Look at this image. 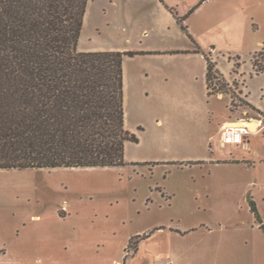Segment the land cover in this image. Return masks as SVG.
Wrapping results in <instances>:
<instances>
[{
    "label": "rangeland",
    "instance_id": "1",
    "mask_svg": "<svg viewBox=\"0 0 264 264\" xmlns=\"http://www.w3.org/2000/svg\"><path fill=\"white\" fill-rule=\"evenodd\" d=\"M115 1L88 2L78 50L135 52L122 67L126 128L139 141L126 143L123 166L0 170V264H136L155 234L164 251L138 264H264L250 207L264 223V73L252 67L264 0H187L200 4L196 37L163 38L132 30L146 12ZM206 56L232 72L211 96ZM238 120L257 128L224 143L221 125Z\"/></svg>",
    "mask_w": 264,
    "mask_h": 264
},
{
    "label": "trees",
    "instance_id": "2",
    "mask_svg": "<svg viewBox=\"0 0 264 264\" xmlns=\"http://www.w3.org/2000/svg\"><path fill=\"white\" fill-rule=\"evenodd\" d=\"M88 2L0 0V170L127 164L126 143L139 137L126 128L122 65L135 52L78 50ZM252 67L264 73V47ZM215 79L207 57L209 96Z\"/></svg>",
    "mask_w": 264,
    "mask_h": 264
},
{
    "label": "crops",
    "instance_id": "3",
    "mask_svg": "<svg viewBox=\"0 0 264 264\" xmlns=\"http://www.w3.org/2000/svg\"><path fill=\"white\" fill-rule=\"evenodd\" d=\"M131 1H132V5L135 7L134 11H135L136 16L137 15H139V16L144 15V12L140 11L142 9H144V11L146 12V14L144 16L145 17L144 20L137 19L136 21H132L133 22L132 25L134 27L132 30L137 31L136 29L142 28L143 31H140V32L145 33V34L146 33L153 34L156 38H160V37L163 38L164 35H166L169 32L175 33L176 31H179V33H181V32H183L184 29L181 27V24L177 21V16H178V17H186V19L183 20V24L186 26V28H189V30L191 32H193V34H194V28H193L192 24L190 23V19H191L190 17L194 14V11L197 9V7L200 6V4L197 5L195 8V6H193L194 3L188 4L187 0H131ZM109 2L112 4L116 3L115 0H109ZM193 8H195V9L193 10L192 13L189 14V12ZM85 19H86V14H85L84 22H85ZM173 29H174V31H173ZM194 36H195V34H194ZM197 42L199 44L202 43L201 41H198V39H197ZM142 48H145V47H142ZM118 51H125V50L121 49ZM140 51H143V50L140 49ZM148 52H150L149 54L154 53L151 51H148ZM170 53L175 54L177 52L171 51ZM154 54H158V53H154ZM160 54H164V53H160ZM215 59H217V60H215V62L217 61L216 62L217 67L221 70V72L224 74V76L228 80H231L230 78H231L232 72L226 71L223 68V66H222L223 64H221V62L217 56ZM229 62L231 64L233 63L231 61H229ZM205 63H206V70H207V62L205 61ZM206 90H207V84H206ZM254 106H255V108H259L256 105H254ZM226 122H229V121H224V123H226ZM163 234H164V232H160V235H163ZM158 238H159V235L155 234V235L150 236L146 239H143L140 242V244H139V246H138V248H137V250L133 256L134 257L133 259L135 260L134 262H136V264H138V259L143 258L144 255L147 257L149 254L150 257H152L153 254L154 255L162 254V252L164 251V248L157 241ZM147 244L152 245L153 248H150V250H148L147 248L145 249ZM166 254L168 256L170 254V251L166 250ZM142 263L143 262H141V264Z\"/></svg>",
    "mask_w": 264,
    "mask_h": 264
},
{
    "label": "built area",
    "instance_id": "4",
    "mask_svg": "<svg viewBox=\"0 0 264 264\" xmlns=\"http://www.w3.org/2000/svg\"><path fill=\"white\" fill-rule=\"evenodd\" d=\"M223 132V141L225 143L229 142H240L242 140L243 134H247L250 131L248 126H231L228 122L221 125Z\"/></svg>",
    "mask_w": 264,
    "mask_h": 264
},
{
    "label": "bare ground",
    "instance_id": "5",
    "mask_svg": "<svg viewBox=\"0 0 264 264\" xmlns=\"http://www.w3.org/2000/svg\"><path fill=\"white\" fill-rule=\"evenodd\" d=\"M252 122V121H251ZM228 125H231V126H234V127H237V126H245V122L244 121H241V120H238V121H229L228 122ZM250 128L255 131L256 128H257V123L255 122V120L249 124Z\"/></svg>",
    "mask_w": 264,
    "mask_h": 264
},
{
    "label": "flooded vegetation",
    "instance_id": "6",
    "mask_svg": "<svg viewBox=\"0 0 264 264\" xmlns=\"http://www.w3.org/2000/svg\"><path fill=\"white\" fill-rule=\"evenodd\" d=\"M248 122H251V121H248ZM249 127V126H248Z\"/></svg>",
    "mask_w": 264,
    "mask_h": 264
}]
</instances>
